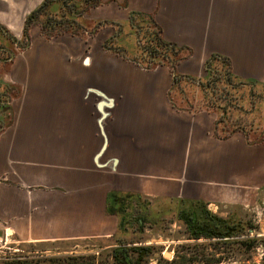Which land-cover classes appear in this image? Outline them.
I'll return each instance as SVG.
<instances>
[{
  "label": "crops",
  "instance_id": "obj_1",
  "mask_svg": "<svg viewBox=\"0 0 264 264\" xmlns=\"http://www.w3.org/2000/svg\"><path fill=\"white\" fill-rule=\"evenodd\" d=\"M43 1L0 0V24L14 37H23L27 15ZM100 1L81 16L85 34L64 32L46 38L41 26L34 25L30 46L15 61L0 66V74L11 77L7 84L22 86L21 96L12 98L9 109L0 100V217L11 219L9 228L19 238L45 240L74 233L79 226L92 228L96 223L91 218L101 209L105 217H115L106 211L107 196L121 189L110 186L108 166L122 160L119 154L118 158L107 155L111 137L102 124L114 111L119 119H129L121 121L125 127L118 133L131 148L125 158L128 182L142 188L125 191L175 193L182 187L199 191L205 185L183 180L184 171V176L194 172L197 178L213 175L221 181L232 174L247 179L256 168L264 172L263 147L245 149L234 136L220 155V145L199 138L206 129L197 117L202 112L173 107L169 68L144 69L103 47L116 34L119 47L135 54L129 39L130 15L142 13L153 17L165 41L186 48L184 54L190 51L177 66L179 73L204 77L206 60L218 53L231 59L240 80L264 85V0ZM59 6L54 3L51 8ZM105 21L113 24L96 28ZM6 63L11 72L4 70ZM4 85L0 78V97ZM177 114H186L187 119ZM190 116H195L194 122ZM191 122L196 129L192 134ZM168 131L176 135L172 143L163 141ZM138 138L142 143L136 147ZM206 151L214 153L207 157ZM186 152L191 154L187 167H178L180 155ZM172 174L183 182L171 183L167 177ZM31 187L36 189L30 191ZM101 193H105L102 202ZM49 222L52 232L47 234Z\"/></svg>",
  "mask_w": 264,
  "mask_h": 264
},
{
  "label": "rangeland",
  "instance_id": "obj_2",
  "mask_svg": "<svg viewBox=\"0 0 264 264\" xmlns=\"http://www.w3.org/2000/svg\"><path fill=\"white\" fill-rule=\"evenodd\" d=\"M68 1L71 4L73 0ZM88 10L85 12H88ZM55 12L58 17L61 16V12ZM76 19L81 21L83 25L81 17ZM83 28H85L84 25ZM83 28H73L72 31L80 36L81 34H85L83 33L85 31ZM116 29L118 33L121 27ZM132 29L133 32L129 33V36L132 35V39L130 37L129 39L130 43L133 46L135 45L137 51L133 55L128 54L129 51H125L119 55L121 58L130 59V61L136 55L140 56V54H143L142 49L144 47L150 46L149 37L145 33L147 29L140 30L141 27L135 28L133 26ZM93 33L95 34V31ZM112 38L114 39L112 40L114 44L119 47L117 43L118 35L115 34ZM29 41H26L22 36L16 38L5 31V29L0 28V66L5 61H15L23 50L30 46L31 38ZM27 43L29 44L27 45ZM120 50L124 49L120 48ZM144 57L146 62V56H143V59ZM186 58H183L180 63ZM158 62H161V64H157V66L162 65L169 68L167 60H159ZM6 66L4 70L11 72L12 70H9L10 63H6ZM169 71L173 79L170 68ZM0 72L2 71L0 70ZM17 72L19 73V71ZM193 77L200 79L203 83L207 81V76ZM0 78L7 85H4V88H6L4 91L1 90L2 95L0 100H2V106L9 109L8 106H12V104H9L12 98L21 96L22 86L21 84H7V80L11 78L9 73L0 74ZM243 90L236 93L230 87L226 86L224 88L216 84H212V87L208 89L206 86L203 87L201 82H194V80L189 79L186 82L183 81L180 88L175 89L174 95L178 106L177 110L184 108L193 114L202 112L197 117L200 118V122L203 119L206 129L200 134L199 138H203V141L205 140L206 143L214 141L220 145V155L227 152L223 148L234 136L244 143L245 149L256 150L263 147L261 151L264 152V85H246L243 87ZM6 95H10L8 99ZM95 100L99 99L95 98ZM94 104L96 103L94 102ZM13 111L12 109V113ZM114 112L111 117L109 116L104 119L102 123L105 128H109L111 137L110 150L107 152V155L113 158L119 154L122 160V162L116 164L110 162L108 166L111 178L110 186L121 189L118 192L122 193L128 192L125 190L129 189L142 191L140 186L134 187L128 182L129 172L125 158H127L126 155L131 151V148L128 142H125L123 139L124 135L118 133L120 128L123 129L125 127L121 121L125 122L129 121V119H119L117 117L118 112ZM204 113H206L205 116ZM97 116H100V111ZM176 116L187 119L186 114H177ZM12 117L13 114L11 119ZM167 117L169 120L173 118V116ZM194 117L190 116L188 118L194 122ZM216 120L217 122L223 121L221 123L226 125L229 131H233V134L225 139L214 137L211 130ZM193 122H191V128L189 129L191 134L196 132ZM227 124L230 127H227ZM133 127L134 129L137 128V126ZM234 127L236 129L238 127L245 128L250 135V139L242 132H234L236 130ZM174 135L168 131L165 134L167 138L163 141L174 142L173 139L176 137ZM140 138L136 139L133 145L137 147V144L142 143V139ZM174 151L177 152L180 149L177 147ZM208 152L209 154L214 153V151H211L212 153L206 151V154ZM180 156H182V159L176 163L177 166L182 167L184 164L187 167L186 158H189L191 154L186 152ZM184 174L185 171L183 173L184 179L175 174L167 178L170 179L171 183H175V185L178 181L182 183L185 179H189L191 183L197 182V184H200V182H203L205 185H200L202 187L199 191L197 189L189 191L182 187L183 190H178L175 193L168 191L165 193H141L145 196L141 198V203L143 202L145 203L144 205H148L145 210L147 215L149 214V219L144 228H141L142 230L136 224L128 222V220L124 222L123 213L119 214V218L115 215V217L107 218L101 209L99 214L91 218L92 220L95 219L94 223H96L92 228H81L82 226H79L74 233L48 237L45 240H26L17 237L9 228L11 226L10 218L3 219L0 217V256H17L21 259L30 260L31 264H48L44 261L47 258L66 256H84L87 259V264H119L112 256L113 249L129 246H147L152 248V253L143 259L142 264H264V172L256 168L254 173L247 179H244L241 175L236 179L237 176L232 174L226 178V181L216 180L217 177L213 175L207 176L208 178H203L202 175H199L197 178V174L194 172L185 176ZM150 177L154 178L155 176L151 175ZM20 185L25 190L29 189L22 183ZM34 189L36 188L31 187L30 191ZM25 194L32 197L35 193ZM104 194L101 193V202ZM171 198H175L176 200H169ZM182 198L201 199L207 202V206L212 212L228 218L231 226L237 229L236 232H239V235L227 238V241L189 238L185 225L177 216V212L181 208L190 207L188 202L178 201ZM132 204L130 202V207H133ZM127 212L133 215L136 213L133 212V208L128 209ZM86 223H88L87 220ZM97 223L100 225V228H98ZM51 224L49 222L46 227L47 234L52 232L51 229L48 230ZM33 225H37V223ZM239 241H246V243Z\"/></svg>",
  "mask_w": 264,
  "mask_h": 264
},
{
  "label": "trees",
  "instance_id": "obj_3",
  "mask_svg": "<svg viewBox=\"0 0 264 264\" xmlns=\"http://www.w3.org/2000/svg\"><path fill=\"white\" fill-rule=\"evenodd\" d=\"M100 2V0H73L72 3L69 4L68 0H44L27 15L24 24L23 38L26 39V41L30 40V31L34 25H40L43 34L46 35L47 38H52L53 36L60 35L64 32H71L73 35H79L72 31L73 28H83L81 21L76 18L81 17L85 11L90 9V7L96 6ZM54 3L60 4L58 10L53 8L51 9ZM55 11L61 12V16L58 17ZM68 13L69 15H67ZM70 13L72 15H70ZM130 22L135 28L141 27L140 30L147 29L145 33H147L146 36L149 37L148 39L150 40V46L142 49L144 53L140 54V56L136 55L131 58V61L139 64L145 69L155 68L157 64H161V62H158L159 60L168 61V66L173 74L172 87L169 92V97L174 108H178L174 96L175 89H178V87L180 88L182 82H186L189 79L194 80V82H201L202 86H206L208 89L212 87V84H216L224 88L226 86L230 87L234 89L236 93L244 91L243 87L246 85H258L257 82L254 81L245 82L240 80L233 73L231 59L218 53L211 54L206 60V83H203V81L191 75L178 73V63H180L183 58L189 56L190 51L187 54H184L186 48L179 47L174 43L165 41L162 36L161 27L150 15L133 12L130 15ZM102 24H113V22H100L96 28H99ZM0 28L5 29L1 24ZM5 31L7 30L5 29ZM91 34L94 35L93 32ZM112 40H114L112 37L105 40L103 47L106 50L118 55L123 54L124 51L120 50V47H117ZM28 44L29 43H27V45ZM143 56H146V62L145 57L143 59ZM221 122L223 121L217 122L216 120L213 132L215 137L225 139L233 134V131H229V128H226V125ZM227 127L230 126L227 124ZM234 128L232 129L235 130L236 128ZM237 131L242 132L250 139V135L247 133L245 128L238 127V129L234 132ZM143 197L145 196L136 192L122 193L118 191H111L107 196L106 211L117 217L120 213H123L124 222H127L126 220H128V222L136 224L140 229L144 228L147 220L149 219V214L147 215L145 210L148 205H144L145 203L143 202L141 203V198ZM169 200L175 201L176 199L171 198ZM178 201H184L190 204V207H183L177 212L178 218L183 222L186 230L188 231L189 238L218 239L220 241H227V238L239 235V232H236L237 229L231 226L228 218L212 212V210L207 206V202L201 199L193 198H182ZM130 202L133 203V207H130ZM131 208H133V212H136L134 215L127 212V210ZM239 242L246 243V241ZM151 253V247L129 246L113 249L112 256L119 264H142L143 259ZM44 261L48 264H87V259L84 256H66L60 258L52 257L47 258ZM0 264H31V261L18 258L17 256H0Z\"/></svg>",
  "mask_w": 264,
  "mask_h": 264
},
{
  "label": "water",
  "instance_id": "obj_4",
  "mask_svg": "<svg viewBox=\"0 0 264 264\" xmlns=\"http://www.w3.org/2000/svg\"><path fill=\"white\" fill-rule=\"evenodd\" d=\"M107 103H108L107 101H106V102H103V103H101V104H100V109H102V108H103V106H104V105H106ZM103 115L105 116V112L103 113Z\"/></svg>",
  "mask_w": 264,
  "mask_h": 264
}]
</instances>
